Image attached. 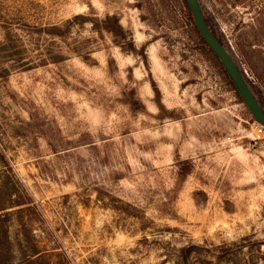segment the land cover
Instances as JSON below:
<instances>
[{
  "label": "rangeland",
  "instance_id": "1",
  "mask_svg": "<svg viewBox=\"0 0 264 264\" xmlns=\"http://www.w3.org/2000/svg\"><path fill=\"white\" fill-rule=\"evenodd\" d=\"M199 3L264 110V0ZM197 42L182 0H0L12 264H264V131Z\"/></svg>",
  "mask_w": 264,
  "mask_h": 264
},
{
  "label": "water",
  "instance_id": "2",
  "mask_svg": "<svg viewBox=\"0 0 264 264\" xmlns=\"http://www.w3.org/2000/svg\"><path fill=\"white\" fill-rule=\"evenodd\" d=\"M185 2L190 12L193 24L196 30L198 31L200 37L222 65L228 78L232 82L236 93L240 97L241 101L250 113L251 117L254 119L255 122H257L260 126L264 128L263 108L252 93L244 76L234 63L229 53L225 50L222 44L218 41V39L209 29L203 16L199 0H185Z\"/></svg>",
  "mask_w": 264,
  "mask_h": 264
},
{
  "label": "trees",
  "instance_id": "3",
  "mask_svg": "<svg viewBox=\"0 0 264 264\" xmlns=\"http://www.w3.org/2000/svg\"><path fill=\"white\" fill-rule=\"evenodd\" d=\"M182 1H183L184 6L186 7V9L188 11V17H189L191 25H192V30L194 31V33L198 39V42H197L198 47L202 50L204 49L205 52L209 53L212 56V58L218 63V65L222 69V72L225 76V79H227L228 84L231 86L232 90L235 91L233 84L230 81V79L228 78V76H227L226 72L224 71L222 65L220 64L218 59L215 57L213 52L209 49V47L204 43V41L200 37L198 31L196 30L185 0H182ZM236 95H237V93H236ZM237 97H239V96L237 95ZM0 210H4V209L2 208ZM23 213H24V210H18L16 214L21 218ZM9 216H11V214L8 212L0 214V234H1V231H3L2 229L5 226V222L9 219ZM4 234H5V232H4ZM26 238H25V240H20L19 248L21 251L20 253H21L22 259L19 261L18 264H40L41 262L43 263L44 262V261H42L43 256L41 254L42 251H40L39 248L33 242L28 241ZM4 245H6V247ZM7 246H8V241L5 238L2 241L0 240V264H12L10 262V258H12V256H11V254H9V252L7 250L8 249Z\"/></svg>",
  "mask_w": 264,
  "mask_h": 264
},
{
  "label": "built area",
  "instance_id": "4",
  "mask_svg": "<svg viewBox=\"0 0 264 264\" xmlns=\"http://www.w3.org/2000/svg\"><path fill=\"white\" fill-rule=\"evenodd\" d=\"M258 126H259V132L264 131V128L262 126H260V125H258Z\"/></svg>",
  "mask_w": 264,
  "mask_h": 264
}]
</instances>
